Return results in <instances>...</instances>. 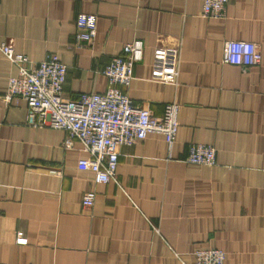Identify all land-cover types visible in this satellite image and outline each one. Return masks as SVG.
<instances>
[{
    "label": "crops",
    "instance_id": "obj_1",
    "mask_svg": "<svg viewBox=\"0 0 264 264\" xmlns=\"http://www.w3.org/2000/svg\"><path fill=\"white\" fill-rule=\"evenodd\" d=\"M203 0H0V42L32 62L67 65L63 93H102L101 72L123 45L143 41L124 92L161 115L178 102L171 148L159 133L119 150L116 180L79 169L88 157L66 132L27 123L23 99L5 100L17 67L0 52V264H181L209 246L224 264H264V0H228L223 17ZM80 13L97 16L91 42L75 38ZM256 43L251 66L223 61V42ZM179 48L177 82L151 79L154 54ZM192 143L216 164L185 161ZM95 192L91 208L82 205ZM22 231L27 242L17 243Z\"/></svg>",
    "mask_w": 264,
    "mask_h": 264
},
{
    "label": "built area",
    "instance_id": "obj_2",
    "mask_svg": "<svg viewBox=\"0 0 264 264\" xmlns=\"http://www.w3.org/2000/svg\"><path fill=\"white\" fill-rule=\"evenodd\" d=\"M228 0H203L202 14L208 17H223ZM75 38L91 42L96 36L97 16L80 13L76 20ZM0 52L17 67V73L9 78L4 98L23 99L26 103L27 123L47 126L66 132L64 146L71 148L78 140L88 152V157L77 162L79 169L90 170L96 182L116 180L119 148L144 139L149 133H159L169 148L173 144L178 126L180 104L170 102L161 115H154L147 107L135 104L124 92L133 78L134 64L141 60L143 41L126 42L122 54L113 57L102 69L107 78L104 92H84L75 97H66L63 85L67 65L55 53L32 62L7 42H0ZM223 61L235 65L251 66L261 60L262 54L256 43L250 40L232 39L223 42ZM179 48L164 46L157 50L152 61L151 79L163 83L177 82ZM185 161L192 164H216V148L211 144L192 143ZM95 192L87 191L82 205L91 208ZM17 243H26L22 231L17 232ZM225 253L216 247L195 250L194 263L224 264Z\"/></svg>",
    "mask_w": 264,
    "mask_h": 264
}]
</instances>
